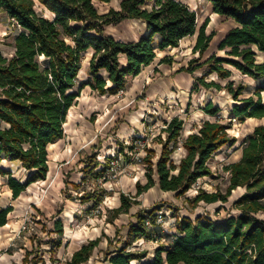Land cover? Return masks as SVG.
<instances>
[{"label":"trees","instance_id":"16d2710c","mask_svg":"<svg viewBox=\"0 0 264 264\" xmlns=\"http://www.w3.org/2000/svg\"><path fill=\"white\" fill-rule=\"evenodd\" d=\"M110 1L0 0V8L16 18L22 28L16 34L14 55L5 57L0 51V162H18L27 172L22 180L0 166V175L7 176L13 199L32 183L46 179L49 145L64 136L69 110L82 89L88 85L101 95L118 93L126 88L130 76L138 75L156 59L159 51L176 48L182 40L197 34L193 56L178 70L194 75L192 90H226L241 101L230 110L233 118L263 122L244 140L240 159L225 165L230 175L227 188H200L186 201L193 208L202 202L226 203L241 187L245 191L234 203L240 214L223 220L208 215L177 217L174 237L168 245L156 249L152 260L144 262L148 250L130 247L140 238L153 236L146 220L151 217L155 221L159 209L138 211L127 239L114 252H107L106 259L110 264H264V218L259 216L264 215V58L258 59L259 52L264 54V0H206L214 14L234 22L218 44V51L224 55L212 52L207 57L215 33L207 31L209 19L198 29L196 12L189 4L181 0H120L119 9L112 7L101 13L97 3ZM46 10L51 17L44 13ZM126 19L140 21L146 33L136 41H123L106 32V26ZM88 50L93 51L88 77L80 82ZM174 61V56L165 55L160 62L171 65ZM197 70L201 74H195ZM234 70L261 81L253 94L239 99L247 86L231 79ZM146 89L140 97L145 96ZM203 111L215 116L220 106L209 101ZM230 127L220 120L206 119L185 135V120L173 117L164 128L166 139L159 136L162 147L157 161L153 160L154 150L143 159L147 182L138 181L135 194L121 193V205L113 209L111 219L139 204L137 198L154 186L180 198L200 178L213 176L212 157L237 142ZM180 147L186 153L177 164L173 153ZM93 156L89 161L97 167L99 161ZM94 201L98 205L102 198ZM12 210L13 206H0V227L8 223ZM54 231L63 236L61 219L55 221ZM101 241V237L88 241L62 264L88 262ZM61 244L58 239L52 247ZM31 256L33 250H28L23 263H46L42 257Z\"/></svg>","mask_w":264,"mask_h":264},{"label":"rangeland","instance_id":"374dc122","mask_svg":"<svg viewBox=\"0 0 264 264\" xmlns=\"http://www.w3.org/2000/svg\"><path fill=\"white\" fill-rule=\"evenodd\" d=\"M181 1L195 10L198 29L207 19L210 20L207 31L214 32L215 36L206 57L212 52L223 56L224 52L218 51V44L234 26V22L214 14L212 5L206 0ZM97 7L101 13L112 7L119 9L120 0L99 2ZM44 13L52 16L47 10ZM106 32L118 39L130 41L146 33L139 21L129 19L106 26ZM196 37L197 34L189 36L181 41L180 46L159 52L160 55L151 66L144 68L139 77L116 94L101 95L88 85L82 89L76 103L69 110L63 138L49 147L50 170L44 181L32 184L18 198L13 199L7 176L0 175V206H13L8 215V227L0 228V264H24L23 258L28 250H33L31 257L39 256L47 261L52 258L55 263L48 264H59V260L65 262L83 244L98 237L102 238L99 247L94 250L89 261L83 264H110L106 253L114 252L127 239L128 227L135 212L141 208L163 209L166 223L164 226H156L153 231V235L159 233V241H156V237L138 239L130 247L133 250L147 249L149 254L146 262L154 258L161 244L168 245L174 237L177 217L189 216L194 219L198 215H208L214 220H223L240 214L234 203L245 191L241 187L233 191L226 203L202 202L193 208L186 201V197L198 194L200 188L208 191L227 188L230 175L225 165L240 159L244 140L256 125L263 122L257 118H246L243 121L233 118L230 110L241 101H236L226 90H192L194 75L178 72V69L188 65V60L193 56ZM87 55L86 52L85 57ZM164 55L174 56L175 62L171 66L161 65L159 61ZM263 58L264 54L259 52L258 59ZM168 66L172 68L169 70ZM86 69L85 65L79 74L80 82L87 80ZM200 73L201 70L195 72ZM231 79L236 84L247 86L239 99L253 94L261 83L237 70H234ZM225 82L222 80L223 84ZM145 86V96L140 97ZM209 101L220 106V112L215 116L203 111ZM176 116L185 120V133L206 119L220 120L231 125L230 133L237 138V142L224 146L212 157L210 165L213 176L200 178L186 195L176 198L174 193H166L154 186L138 197L140 205H133L128 212L112 220L113 209L120 204V194H135L136 178L143 184L147 182V164L143 159L149 150H154L153 160L157 161L162 147L159 136L166 139L164 128ZM181 152L177 150L173 158L177 159ZM114 153L120 156L119 164L117 172L113 171L115 174L110 175L112 171L107 170V156ZM93 155L99 161L97 167L89 161ZM0 166L10 169L17 178L24 180L26 177V170L18 162L4 160ZM95 198H102V202L95 205ZM98 209L102 213H98ZM259 216L264 218L263 214ZM56 217L64 220L63 237L48 232ZM163 228H167L166 233L161 231ZM58 239L62 241L61 246L52 247Z\"/></svg>","mask_w":264,"mask_h":264},{"label":"crops","instance_id":"0c3cea01","mask_svg":"<svg viewBox=\"0 0 264 264\" xmlns=\"http://www.w3.org/2000/svg\"><path fill=\"white\" fill-rule=\"evenodd\" d=\"M136 21H138V20H136ZM140 22V21H139ZM141 23V22H140ZM142 24V23H141ZM143 26H144V28H145V25L144 24H142ZM20 30H22V28L20 29ZM19 31V29L18 28H16V27H14V28H11V16L9 15V13L5 10V9H3V8H0V51H1V53H2V55L3 56H5V57H11L12 55H14V53H15V50H16V47H15V38H16V34H17V32ZM145 32H146V28H145ZM115 37V36H114ZM116 38V37H115ZM140 38V37H139ZM138 38V39H139ZM118 39V38H117ZM138 39H136V40H138ZM119 40H123V41H130V40H124V39H119ZM136 40H133V41H136ZM163 51H165V50H163ZM92 50L90 51V50H88L87 51V53H88V55H87V57H85L84 58V60H83V67H82V69H81V71L84 69V66L86 65L87 66V69H86V72L88 71V67H89V62H90V58H91V56H92ZM159 52H162V51H159ZM158 52V55H160V53ZM158 55H157V57H158ZM165 56V55H164ZM163 56V57H164ZM157 57H156V59H157ZM162 57V58H163ZM156 59L151 63V64H149V65H147V66H144L143 67V69L141 70V72L138 74V75H136V76H130L129 77V80H128V83H127V85L131 82V81H133L135 78H137V77H139L141 74H142V71L144 70V68H146V67H149V66H151L155 61H156ZM161 61V60H160ZM159 61V63L161 64V65H163V64H166V63H161ZM175 62V61H174ZM173 62V63H174ZM167 65H170V64H167ZM172 65V64H171ZM170 65V66H171ZM170 66H168L169 67V70H170V68H172V67H170ZM173 69H174V67H173ZM179 70V69H178ZM81 71H80V73H81ZM178 72H183V71H178ZM185 72V71H184ZM188 73V72H187ZM201 74V73H200ZM87 76H88V73H87ZM195 79V78H194ZM135 86V85H134ZM127 87V86H126ZM136 87V86H135ZM116 94V93H115ZM105 95V94H104ZM195 129H196V127H195ZM195 129H191V130H187L186 131V133L184 132V134L185 135H187L188 133H190V132H192L193 130H195ZM63 138V137H62ZM61 138V139H62ZM61 139H58L56 142H54V143H57V142H59ZM182 152H181V154H180V156L177 158V159H174L173 158V160L175 161V163H179L180 162V160H181V158L185 155V153H186V150L184 149V147H180L179 148ZM179 149H177V150H179ZM48 150H49V152H50V149L48 148ZM176 150V151H177ZM242 150V149H241ZM175 151V152H176ZM174 152V153H175ZM173 153V154H174ZM114 154H116V153H114ZM114 154H112V155H110V156H107V157H112ZM117 155V154H116ZM11 162V161H10ZM49 170H50V166H49ZM49 172V171H48ZM40 181H44V179H42V180H39V181H37V182H34V183H32V184H35V183H39ZM138 181H140L139 179H137L136 178V180H135V184H137V182ZM141 182V181H140ZM142 183V182H141ZM31 184V185H32ZM143 184V183H142ZM145 184V183H144ZM30 185V186H31ZM29 187V186H28ZM9 188V187H8ZM153 188V187H152ZM151 189V188H150ZM9 191L11 192V194H12V191H11V189L9 188ZM165 192V191H164ZM166 193H169V192H166ZM13 197V196H12ZM120 198H121V194H120ZM138 199V198H137ZM139 202H140V200H139ZM95 204V203H94ZM121 205V199H120V204H118L116 207H119ZM138 205H140V203L138 204ZM10 206H12V205H10ZM115 207V208H116ZM141 210H145V208H141V209H139V210H137V212L138 211H141ZM137 212H135V216H133V221H132V223H136L137 222V217H136V214H137ZM64 217V216H63ZM58 219H61L62 221H63V226H64V220H63V218H55L54 219V222H53V227H49L48 229V232L49 233H51V234H53V233H56L54 230H55V221L56 220H58ZM176 220V219H175ZM131 223V224H132ZM131 224H129V227H128V230H129V228H130V225ZM8 225H9V223H7L5 226H3V227H0V228H6V227H8ZM65 228V227H64ZM174 229H175V227H174ZM176 230V229H175ZM57 234V233H56ZM127 234H128V231H127ZM128 236V235H127ZM63 237V236H62ZM88 243V242H87ZM87 243H85V244H87ZM84 245V244H83ZM82 245V246H83ZM81 246V247H82ZM80 247V248H81ZM79 248V249H80ZM78 250V249H77ZM73 255V254H72ZM71 258V257H70ZM69 258V259H70ZM24 259V258H23ZM46 261V263L45 264H48L49 262H51V263H55V262H52L51 261V259H50V261H47V260H45ZM58 263L59 264H62V263H64V262H62V261H58ZM42 264V263H41Z\"/></svg>","mask_w":264,"mask_h":264},{"label":"built area","instance_id":"2783aa9c","mask_svg":"<svg viewBox=\"0 0 264 264\" xmlns=\"http://www.w3.org/2000/svg\"><path fill=\"white\" fill-rule=\"evenodd\" d=\"M14 27L18 28L19 30L21 29V25L18 23L16 18L11 17V28H14ZM119 158H120V156H117L116 154H114L111 157V160L109 161L108 168H107V170H109V172L112 171V174H110V175H114L115 172H117L116 168H117V165L119 164ZM113 171H115V172H113ZM110 175H109V177H110ZM104 178H105V180L107 179L106 177H104ZM97 212L102 213V210L98 209ZM155 216H156L155 221H153V219L151 217H147V220H146L147 228L152 230V232L155 230L156 226H164V224L166 223V214H165V211L163 209L157 210ZM161 231L166 233L167 228H163ZM154 235L152 237H156V241L158 242L159 238H160L159 233H155ZM140 240H145V238H140Z\"/></svg>","mask_w":264,"mask_h":264},{"label":"bare ground","instance_id":"6f19581e","mask_svg":"<svg viewBox=\"0 0 264 264\" xmlns=\"http://www.w3.org/2000/svg\"><path fill=\"white\" fill-rule=\"evenodd\" d=\"M54 144H55V143L50 144L49 147L52 146V145H54Z\"/></svg>","mask_w":264,"mask_h":264}]
</instances>
